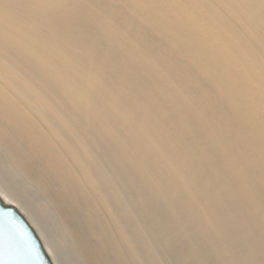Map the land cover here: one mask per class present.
Masks as SVG:
<instances>
[{
    "label": "bare ground",
    "instance_id": "1",
    "mask_svg": "<svg viewBox=\"0 0 264 264\" xmlns=\"http://www.w3.org/2000/svg\"><path fill=\"white\" fill-rule=\"evenodd\" d=\"M0 195L55 264H264V0H0Z\"/></svg>",
    "mask_w": 264,
    "mask_h": 264
},
{
    "label": "water",
    "instance_id": "2",
    "mask_svg": "<svg viewBox=\"0 0 264 264\" xmlns=\"http://www.w3.org/2000/svg\"><path fill=\"white\" fill-rule=\"evenodd\" d=\"M0 264H55L28 218L1 195Z\"/></svg>",
    "mask_w": 264,
    "mask_h": 264
},
{
    "label": "rangeland",
    "instance_id": "3",
    "mask_svg": "<svg viewBox=\"0 0 264 264\" xmlns=\"http://www.w3.org/2000/svg\"><path fill=\"white\" fill-rule=\"evenodd\" d=\"M28 186L31 188L32 191L35 190V191L38 192V190H36V189L34 188V186H33L31 183H29ZM38 193H39V192H38ZM38 200H39L38 197L35 195V198H34V199H31L30 202H34V203H35V202H38ZM56 233L59 235L58 232H56ZM58 235H55V236L52 238V241H53V242H59V243L61 244V242H60V238H61V237H59L60 235H59V236H58ZM55 245H56V244H55ZM56 246H57V245H56ZM57 247H58V246H57ZM58 249H59V250H62L61 248H58Z\"/></svg>",
    "mask_w": 264,
    "mask_h": 264
}]
</instances>
